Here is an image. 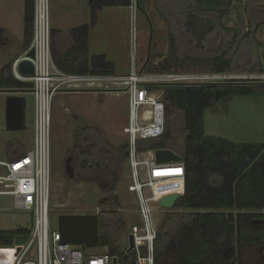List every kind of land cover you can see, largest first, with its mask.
Segmentation results:
<instances>
[{"label":"trees","instance_id":"16d2710c","mask_svg":"<svg viewBox=\"0 0 264 264\" xmlns=\"http://www.w3.org/2000/svg\"><path fill=\"white\" fill-rule=\"evenodd\" d=\"M245 1L157 0V12L169 30V53L161 62L149 61L145 70L161 73L189 66L214 73H235L234 53L230 55V50L239 51L248 40L258 42L257 33L263 26L258 22L253 30L254 19L260 14L252 0ZM139 2L144 8V0ZM131 5L132 0H90L94 20L97 10L104 7ZM245 18L249 27L244 25ZM25 24V47L29 49L33 39L34 0L26 1ZM89 31V25L72 31L71 50L60 52L54 46L56 67L75 75H114L115 67L105 56L90 57ZM241 72L264 73V69L249 68ZM31 88L32 84L14 78L10 66L2 69L1 90ZM259 95H264L263 82L234 80L186 88L184 111L176 108L172 95L165 96L168 107L165 134L140 142L138 149L173 151L185 163L186 181L183 195L174 208L163 212L160 220L155 264H239V249L264 245V144H236L207 136L204 119L205 111L222 100ZM77 143L82 149L94 145L91 151L76 150L75 181L94 183L107 196L95 203L90 212L71 214L89 215L99 209L96 213L100 217L99 247L113 256L119 255L128 264L133 256L121 253V248L134 220L126 215L116 191L118 164L127 159L129 147L107 149L87 129L78 132ZM29 150L12 141L6 146L5 159L14 160ZM29 235L30 230L26 229L0 231V264H14Z\"/></svg>","mask_w":264,"mask_h":264},{"label":"rangeland","instance_id":"374dc122","mask_svg":"<svg viewBox=\"0 0 264 264\" xmlns=\"http://www.w3.org/2000/svg\"><path fill=\"white\" fill-rule=\"evenodd\" d=\"M26 1L0 0V74L3 68L13 67L14 62L28 51V48L25 47ZM133 1L137 5L136 14H134L133 5L130 9L104 7L97 10L96 19L94 20L90 0H50L53 60L54 46L55 50L60 52L71 50L74 47L71 36L72 31L84 25H89L90 57L105 56L110 62L119 61L124 68H129V73L134 48L138 54L139 63L141 60V65L146 66L149 61L161 62L169 53L167 24L159 22L154 16L156 5L154 4L155 7H153L151 4L153 0H144V8L141 7L139 0ZM240 1L246 2L245 0ZM252 4H254V9L257 7L256 10L260 14L259 17L257 16L254 19L253 30L255 31L258 22L263 24L257 33L258 42L248 40L240 46L239 51L236 49L230 50V55L234 53L232 56L234 58L232 69L235 73L227 75L246 77L249 78L246 80L251 79L252 83L255 84L261 80H255L252 76L259 77L264 73L241 72L249 68L264 69V0H252ZM245 11L246 9H244V13H246ZM245 15L247 16V14ZM244 23L245 27H249L247 18H245ZM253 30L250 28V31ZM32 33L34 37V29ZM151 37L153 38V45L149 56ZM244 62H250V67H245ZM53 63L55 64V62ZM179 71L212 73L205 68L189 66L181 68ZM261 82L264 83V81ZM31 83L34 86L31 88L32 92L22 94L27 100V129L24 132L10 133L6 130L5 101L8 94H0V160L5 159L6 146L12 141H18L20 146H26L28 150L34 146L37 91L35 83ZM101 98L97 95H72L71 106L80 113H75L76 116H74L72 109H69L66 118L61 113L60 104L58 103V100L63 103L65 97L60 95L54 99L51 131L53 144L52 216L67 212L71 214L78 211L88 213L95 203L107 196L101 192L96 184L75 180L71 182L66 175L67 162L72 157L74 159V156L70 152L71 150L68 151L65 148L72 142L73 136L70 132H74L76 125L81 124L77 119L74 120V117L86 119L89 122L93 120L99 123L100 126H104L102 125L104 124V117L108 116L111 118L114 128L106 129V132L108 131L110 134L113 145L119 146L126 142L123 130L117 127L121 118L120 114L127 108L125 97L117 94H107L103 99ZM204 119L207 136L223 138L236 144H264V95L222 100L215 107L205 111ZM117 183L118 196L121 198L124 208H128L125 210L126 215L137 221L133 209H130L134 204V200L128 187L130 185V173L127 162L118 174ZM183 188L178 189L180 195L183 194ZM162 215L163 212L157 214L160 219ZM52 222L56 227L55 218L53 217ZM32 226L33 217L31 213L16 211L11 197H0V231L31 230ZM251 248L239 249V264H261L264 261V245L260 244ZM81 249L88 255H99L105 251L101 247L92 249L83 247Z\"/></svg>","mask_w":264,"mask_h":264},{"label":"built area","instance_id":"2783aa9c","mask_svg":"<svg viewBox=\"0 0 264 264\" xmlns=\"http://www.w3.org/2000/svg\"><path fill=\"white\" fill-rule=\"evenodd\" d=\"M132 5L136 14V2L133 1ZM33 29L31 47L11 68L17 81L36 85L34 146L14 160H0V197H11L16 211L29 212L33 217L28 240L16 255L14 264H115V259L116 264H124L119 255L113 256L107 250L99 255H88L81 249L83 246L64 243L58 224L55 227L52 222V217L55 218L51 207L53 102L55 96L71 92L125 97L128 120L123 132L129 147L128 187L134 200L130 209H133L137 221L127 230L121 253L133 256L128 264H155V244L161 220L157 214L166 210L160 204L161 199L180 194L178 189H182L186 181L183 160L158 164L155 159L157 150L138 149L140 142L158 139L166 132V89L218 85L249 78L214 72H149L139 63L135 48L128 76L67 74L53 63L50 0H35ZM32 49L35 50L34 59L27 57ZM23 61L34 65L33 75L19 72ZM252 78L264 81V75ZM99 212L96 209L90 214ZM130 236L134 240L131 252L128 251Z\"/></svg>","mask_w":264,"mask_h":264},{"label":"water","instance_id":"95a60500","mask_svg":"<svg viewBox=\"0 0 264 264\" xmlns=\"http://www.w3.org/2000/svg\"><path fill=\"white\" fill-rule=\"evenodd\" d=\"M152 40L149 47V56L151 55ZM28 58H35V50L32 49L28 54ZM19 72L23 75H33L35 73L34 65L30 61H23L20 64ZM32 90L14 89L1 90L0 93L8 94L5 101V127L10 133L24 132L26 125V97L22 94L31 93ZM167 95H172L175 100V106L180 111L185 110L186 89L183 87H173L166 89ZM21 94V95H17ZM59 96V95H57ZM56 97V96H55ZM155 159L158 164L169 162H181L182 158L170 150H157ZM73 157L69 159L66 165L68 180L74 182V164ZM181 195L178 193L165 196L161 199V206L164 209H172ZM57 224L62 235V241L75 246H83L85 248H97L100 244V217L98 214H61L57 217ZM129 252L134 249V240L130 236ZM117 263V260H114Z\"/></svg>","mask_w":264,"mask_h":264},{"label":"flooded vegetation","instance_id":"af4514ba","mask_svg":"<svg viewBox=\"0 0 264 264\" xmlns=\"http://www.w3.org/2000/svg\"><path fill=\"white\" fill-rule=\"evenodd\" d=\"M152 35H153V28H152ZM151 40H152V45H153V38L152 37H151ZM151 40H150V42H151ZM78 94H84V95H89V96H91V95H97L99 97H102L101 99H103L106 96L105 94H97V93H77V92H71V93L63 94L64 97H65V100L63 101V103H60L61 100H60V102L58 100V103L60 104V108H61V111H62L61 113L64 115L65 118L67 117L68 111H70L69 109H72V112H74L73 113L74 116H76L75 113H77V114L80 113V111H78L76 109L74 110L72 108L71 102H70L72 95H78ZM120 115H121V118H120V120L118 122L117 127L121 128V130H124L125 126L127 125V120H128L127 108ZM76 119L78 121H80L81 124L80 125L79 124L76 125V129H75L74 132H72V133L70 132V134H72V136H73L72 142L70 143L69 146H66V148H65V150H68V151L71 150L70 152L73 153V156L74 157L76 156V150L80 149V150H82V152L83 151H91V148L94 145L92 143V145H89V146H87L84 149H82L83 147L81 145H78V143H77V134L82 129H87L90 132H92L93 135L97 136L98 140L101 143H103V144L106 145L107 149L119 148V147H121L123 145H126V143H125V144H121L119 146H116V145H113V143L111 142V136L108 133V131L106 132V129H112L114 127H113V123H112L111 118H109L108 116H105L104 117V124L100 123V124H102L104 126H100L99 123H96L95 121H93L91 119H89V120H91V122L86 121V119L83 120V119H80L79 117L78 118L77 117H74V120H76ZM126 162H127V159L122 160V161L119 162L118 168H117V175L119 174L121 168H123V166L125 165ZM118 193L119 192L116 191V194L117 195H118Z\"/></svg>","mask_w":264,"mask_h":264},{"label":"crops","instance_id":"0c3cea01","mask_svg":"<svg viewBox=\"0 0 264 264\" xmlns=\"http://www.w3.org/2000/svg\"><path fill=\"white\" fill-rule=\"evenodd\" d=\"M158 1H161V0H158ZM170 1V0H169ZM153 7H155L156 5V2L157 0H153L151 1ZM155 4V5H154ZM126 9H130V7L126 8ZM154 16H156V19L159 21V22H164L166 24V21L162 19V17L159 15V13L157 12V10L155 9L154 11ZM153 16V17H154ZM169 17V16H168ZM168 27V26H167ZM169 34V33H168ZM110 62V61H109ZM141 62V60H140ZM111 63L114 65L115 69H114V76L116 77H125V76H128L129 75V68L128 67H123L122 65H120V62L119 61H111ZM0 94H3V93H0ZM60 96V95H59ZM64 96V95H62ZM5 155V153H4Z\"/></svg>","mask_w":264,"mask_h":264},{"label":"bare ground","instance_id":"6f19581e","mask_svg":"<svg viewBox=\"0 0 264 264\" xmlns=\"http://www.w3.org/2000/svg\"><path fill=\"white\" fill-rule=\"evenodd\" d=\"M38 80H40V81H41L42 79H38Z\"/></svg>","mask_w":264,"mask_h":264}]
</instances>
